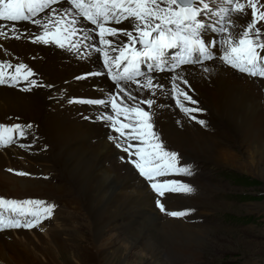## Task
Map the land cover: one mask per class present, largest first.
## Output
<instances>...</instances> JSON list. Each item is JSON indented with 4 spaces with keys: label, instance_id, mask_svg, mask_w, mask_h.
I'll return each mask as SVG.
<instances>
[{
    "label": "snow or ice",
    "instance_id": "obj_1",
    "mask_svg": "<svg viewBox=\"0 0 264 264\" xmlns=\"http://www.w3.org/2000/svg\"><path fill=\"white\" fill-rule=\"evenodd\" d=\"M262 8L264 3L260 0H0V21L11 22L0 24V38H24L34 44L55 45L81 60L91 61L99 53L102 67L76 79L107 75L115 87L104 90L105 94L99 98L74 97L68 102L106 109L96 119L106 121L105 126L118 134L110 135L109 140L127 154L120 159L131 163L157 194L156 205L161 212L170 217H183L192 210H169L164 200L171 196L166 193L191 195L195 188L187 181L167 178L190 177L195 173L192 166L182 164L179 154L163 141L156 109L164 105L158 104L156 98L161 93H166L170 99L175 95L179 109L205 125L206 121L191 115L204 110L189 94L188 68L182 66L199 65L200 71L211 74L215 66L222 63L250 77L264 78ZM248 9H251L250 19ZM20 22L34 25L39 31L19 28ZM125 22V27L110 26ZM236 28L240 31H234ZM3 47L0 44V48ZM35 75L37 73L25 63L0 58V85L16 87L22 81L27 82L29 86L22 91L53 87L30 79ZM165 75L167 84L163 82ZM181 96L197 107H186ZM32 127V124L0 123V147L16 143L14 135L26 139L25 129ZM0 204L13 206L14 215L33 217L25 223L19 219L5 223L0 216V230L33 227L50 217L55 208L48 205L42 211L29 212L24 210V205H43L44 202L3 197Z\"/></svg>",
    "mask_w": 264,
    "mask_h": 264
},
{
    "label": "bare ground",
    "instance_id": "obj_2",
    "mask_svg": "<svg viewBox=\"0 0 264 264\" xmlns=\"http://www.w3.org/2000/svg\"><path fill=\"white\" fill-rule=\"evenodd\" d=\"M260 3H264V0H260ZM261 10L264 11V8ZM248 18H251V13ZM119 26L125 27L127 22ZM237 30L238 28L234 29L236 32ZM0 44L4 46L0 48L2 58L8 56L10 59H18V55L22 54L25 55L24 59H28L27 55H35L39 51L44 60L36 59L31 63L50 83L75 77L83 73L81 70L86 66L83 63L73 65L62 62L60 51L36 46L26 42L24 38H0ZM92 61H89L90 69ZM183 67L188 68L186 75L191 86L189 94L199 101L198 106L203 110L209 109L223 120L232 138H236L234 130L245 135L244 142L236 143L238 148L245 150L247 143L264 140V78L250 77L222 63L215 66L211 74L200 71L199 65ZM163 82L168 83L166 75ZM88 84L75 81L68 83L66 90L71 94H80ZM182 87L187 89V86ZM42 92L23 94L0 86V120L4 119L1 115L13 113V116L22 121L37 120L40 132L44 135L43 142L51 145L41 153H37L41 149L39 145L29 148L28 152L15 148H6L0 152V197L16 201H24L25 197H60L65 204L62 211L67 216L60 211L54 218L56 222L52 224L53 230L51 227L46 231L55 237L42 236L38 232L29 234L19 229H14V232L0 230V264H57L54 251H66L78 264H114L115 256L122 250L128 254L124 264L129 263V258L144 257L157 264H166L162 254L164 248L170 251L173 249L172 240L175 241L174 253L192 252L194 243L199 242L194 231L200 230L201 226H185L164 220L154 206V194L141 179L136 178L129 166L122 163L120 157L124 155L117 152L118 149L109 140L113 133L107 131L102 124L70 119L67 115L59 116L55 111L60 109L57 105H51V101H46V92ZM156 99L158 104L164 105L156 109L159 117L158 130L162 138L168 136L175 147L192 146L193 153L205 160H217L226 164L231 161L229 156L236 157L231 140L218 136V141H214L216 136L208 137L210 135L204 134L199 129L201 127L190 123L189 116L176 105L175 95L170 99L166 93H161ZM180 99L184 102L182 96ZM184 104L186 107H197L191 102ZM46 105H50L55 111L48 110ZM201 115L200 112L193 114L199 119ZM201 138L202 141L199 140ZM53 158L64 165V170L69 171L70 178L77 183L74 188L76 196L72 194V200L63 185L50 180L45 181L46 184H40L39 179L34 180L32 176H5L6 172L3 171L5 167H13L31 174L38 173L47 165L51 166ZM106 163H111L112 166L108 168ZM120 173L125 175L118 176ZM12 207L0 204V213L12 211ZM23 208L27 209L28 205ZM69 209L74 214H84L86 211L79 217L76 214L80 219L76 227L69 224L74 219L68 216ZM132 212L136 214L132 218H138L133 224L125 219ZM81 222H86L87 225H81ZM136 222L138 223L134 225ZM58 226L67 228L69 240L80 241L81 244L69 247V240L65 236L63 238L65 233ZM178 247L181 248L180 251Z\"/></svg>",
    "mask_w": 264,
    "mask_h": 264
},
{
    "label": "rangeland",
    "instance_id": "obj_3",
    "mask_svg": "<svg viewBox=\"0 0 264 264\" xmlns=\"http://www.w3.org/2000/svg\"><path fill=\"white\" fill-rule=\"evenodd\" d=\"M214 114L209 109L200 112V119L206 121L205 125L198 124L187 117L190 123L201 127L199 129L204 134L210 135L208 137H211V135L216 136L213 138L214 141H218V136L232 141V150L236 157L229 156L231 161L226 164L217 160L211 161L199 158V156L193 153L192 146L191 148L187 146L182 148L175 147L170 143L171 139L168 136L162 138L165 139L170 148L181 151L186 160H198L202 167L197 174L188 180L195 187L194 193L188 195V198L167 194L166 196H171V199L164 200L166 205L168 204L167 208L169 210L178 208L192 210L190 214L185 215L190 221H183L179 218L171 219L166 214L162 215L163 213H160L164 220L178 222L185 226H201L200 230L194 231L199 242L194 243L192 252L176 254L174 253L175 241L173 242L172 240L171 246L173 249L170 251L164 248L162 256L166 264H264V140L262 142L247 143L245 150L238 148L236 143L240 144L244 142L245 135L240 131L234 130L236 138L234 136L232 138L223 120ZM202 137L204 139V136ZM199 140L202 141V138ZM204 142L206 141L204 140ZM117 152L123 154L120 150ZM52 163L51 166L43 168L44 170L41 169L40 172L49 170V173L53 177L56 174L57 178H60V182L56 184L65 186L66 193H70L72 200L74 198L72 194H74V188L77 183L70 178L69 171L64 170V165L60 161H55L53 158ZM122 163L129 166L126 162L122 161ZM106 164L108 168L112 166L111 163ZM7 174L9 173L6 172L5 176ZM134 174L137 179H141L135 172ZM120 175L125 174L120 173L118 176ZM8 176L11 177V174ZM17 177L23 178L24 176L19 175ZM53 177L51 182H54ZM33 178L34 180H38V178ZM47 180L50 179H39L38 182L46 184L45 181ZM141 181L143 180L141 179ZM47 198L46 200H53V205H55L52 215H56L58 212L64 210L65 204L60 197L48 196ZM48 205H50V202L46 206ZM69 211L70 214L68 216L70 218L74 217V219H71V222L68 221L69 224L72 227L78 226L80 219L76 217L77 213L74 214L70 209ZM63 212L62 215L67 216ZM81 214L78 213L77 216L79 217ZM133 214L136 216L135 212H132L131 216H126L125 219L129 221L128 223L133 224L138 220V218H132ZM53 222H55V219ZM82 224L85 225L86 222H81ZM51 227L53 230L54 227ZM51 227L49 228L51 229ZM60 227L59 229L65 233L63 234V238L67 237L69 240V237L66 235L67 228ZM83 231L86 232V229ZM28 233L33 234L35 232L31 231ZM40 234L42 236L49 235L50 237H55L46 232ZM67 243L69 247H75L78 243L81 244L80 241H71V239ZM179 247L181 246L179 245ZM179 247L178 250L180 251L181 248ZM54 256L57 264H78L77 260L66 251H54ZM127 258L128 254L125 250H122L115 256L114 264H124ZM128 264L157 263L144 257L139 259L129 258Z\"/></svg>",
    "mask_w": 264,
    "mask_h": 264
}]
</instances>
